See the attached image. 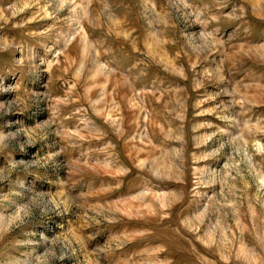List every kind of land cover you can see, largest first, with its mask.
<instances>
[{"label":"rangeland","instance_id":"374dc122","mask_svg":"<svg viewBox=\"0 0 264 264\" xmlns=\"http://www.w3.org/2000/svg\"><path fill=\"white\" fill-rule=\"evenodd\" d=\"M0 264H264V0H0Z\"/></svg>","mask_w":264,"mask_h":264}]
</instances>
